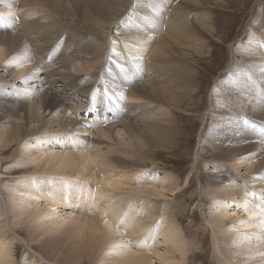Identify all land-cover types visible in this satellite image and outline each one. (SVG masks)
<instances>
[{"label": "rangeland", "instance_id": "374dc122", "mask_svg": "<svg viewBox=\"0 0 264 264\" xmlns=\"http://www.w3.org/2000/svg\"><path fill=\"white\" fill-rule=\"evenodd\" d=\"M77 1L74 0L75 3L73 4V0H0V15L5 17L4 20L0 21V48H3L5 51V59L0 62H2V64L7 63L11 58L26 59V65L29 64V73H26L27 76L37 70H41L44 73L61 72L65 81L70 83H68L70 90L74 92L77 89L76 92L80 94L81 92L85 93L84 101L82 100L80 104H78V102L81 101H79L81 98L72 100L69 105L67 103L63 104V110L64 113H66L65 116L71 117L72 119L75 118L74 121L80 125L86 123L89 125L90 121V126H92L95 122H98L96 126H92L96 129L95 135L92 134L95 137L101 136L102 132L107 131L106 129L109 130L108 125L106 126L105 124L109 116L114 118L118 116L115 114L116 112L120 113L119 121L126 125H124L125 129L119 128L115 130L111 138L105 139V142L100 140L98 141L99 144H97V141H93L94 136H91V138L87 140L89 143L79 144L76 138L78 134L72 132L68 134L69 139L66 142H59V144L62 143V145L56 146L53 150H61V152H63L68 148L76 155L78 150L84 149L89 152L91 150L90 153L92 154L93 152V155H96L97 152H100L99 149L101 148L99 155L103 152L105 155L113 154L115 161L111 162V164L116 169L112 168L107 170L106 168L101 170L105 173L107 172L106 175L112 172L117 173L118 176H116L118 178L120 177L122 179L123 176L126 177L123 178L126 182L123 184L125 189L123 186H120V189L117 190L110 187L111 190L113 189L111 191L110 188L103 186L100 184L101 181L96 179L91 182V184L86 185V182H84V184L83 182L80 183L79 180L75 179L73 176L59 175L54 178L50 175H45L47 174L45 172L46 170L42 171V173L38 172L39 168H37V166L35 167V163L31 158L21 152L24 147L30 145L31 148L33 146L32 150L34 153H40L42 150L41 147L46 148L45 145H42L40 142L46 139L50 134L60 132L58 127H55L57 131L48 132V134L44 135L45 137L40 135L38 130L35 131L37 135L24 139L23 141H25V144L23 141L21 142L23 145L19 143V141L12 143L10 140L8 142L9 146L7 144L5 150L4 148L0 149V249L3 247L7 248L9 245V249H7L9 251L7 253L8 255L6 254L8 260L4 258V253L1 249L0 261L3 262L0 263L84 264L81 258L71 257V255L73 256L75 253L67 251L68 247L73 245L71 240L74 239L79 241L84 239L82 247L89 249V252L92 253L89 262H93L92 264H95V262H97L96 264H102L104 262L103 264H105V262L109 260H104L105 258L103 257L104 248L105 255L107 253L106 247L104 246L103 248L101 245H98L97 243L99 242L95 240L93 241V245L96 243L99 247L94 245V247L91 248V244L89 245L87 240L92 241L91 235L93 233L78 229L80 227L82 228V226H77V221H75L80 219L83 220L84 218L89 221H98L101 219V215H99V211L98 214H96L97 209L94 208V205L85 210L79 201L77 205L75 202L76 200L74 201L75 198H72V193L74 192L77 200H82L85 195L82 194L83 191L87 192L86 190H88L95 192L96 188L95 193L98 194L100 192L98 196L101 195L99 196L101 200L98 199L97 201L100 203L99 207L102 205V208L103 205H106L104 204L105 199H112L113 197L112 201H110L111 205H106V207L115 209L111 202H119L123 196L125 197L127 193L129 194L134 190L136 195L130 194L131 204H133V201H139L140 197H142L144 201H148V203L151 202L149 206H159L157 208L160 209L164 207L163 210L161 209V214H157V211H153V214L157 219L159 218V220L162 219L163 215H166L168 216H165L168 221H173L172 224L178 222L175 226L182 232L185 238L186 250L188 251V259L186 257V261L183 262V264H232L230 261L233 255L228 253L229 250L226 246V242L228 241H226L225 237L228 238V233L234 232L233 230L235 229L238 230L243 224L251 220L250 216H252L251 214H253L254 209H256V205L253 203L255 198L249 197L247 193L244 194V192H240L238 195L234 194L236 199L234 203L231 204L230 202L232 201H229L227 197H223L224 195L220 194L222 192H216L214 189L215 185L212 183L211 178L215 175V172L217 173L226 167L232 170L234 172L233 174L238 176V178H241V176L246 177L247 175L261 174L264 171V118H261L264 117V0H94L95 3L94 1L91 2V0H87L88 2L86 0ZM85 3L87 7L89 6L88 8L85 6ZM108 3H112L111 6H109ZM90 5H92L93 8ZM74 7H77V9H74ZM3 11H7L6 13L8 14H4ZM31 11L34 12V14L32 13L29 17ZM109 16L113 17L109 18ZM154 18L156 21H153ZM104 24L106 25L104 26ZM166 24H173L172 26L179 25V28L167 30V28L165 29ZM178 30L180 32L182 31L181 33L184 35L186 33V37L184 36L185 38H182L181 35L178 34ZM175 33L178 40L175 37ZM165 34L166 36H164ZM171 37H173V40L176 39L177 42L172 41ZM19 40H21L22 43H20ZM171 42L175 43L173 44ZM163 43H165V45ZM160 45H162V47ZM172 45L174 47H172ZM21 48H23V51L27 54H24ZM175 48L180 49L176 50ZM161 49L162 52H160ZM103 51L105 52L103 53ZM169 51L172 53V55L170 54L171 56L168 54ZM21 54L28 56L25 57L23 55V57ZM155 56H157L156 59H154ZM140 57L142 61L145 60L148 62V59L151 60L149 67L140 61ZM27 61H29V63H27ZM9 63L11 64V62ZM9 63L5 64L6 66L3 64L4 67H1L3 69L0 68V82L5 80L4 82L9 84L8 86L17 87L16 85H18V83L11 81L12 77L8 76L11 74L13 75V71L14 69L16 70V67L15 64L12 66V64L10 65ZM88 64H90V66ZM10 69H12V71H10ZM155 69L158 70L155 72ZM31 70L32 72H30ZM8 71L11 73H7ZM42 77L44 78L45 76H41V78ZM241 82L245 85L243 86L244 88L239 86ZM59 84L54 86H56V88L61 87ZM152 85L153 88L158 89V91H154V89L151 88ZM56 88H54V90H56ZM159 88L162 91L164 90L170 93L168 100L163 101L164 97L161 96ZM134 89H139V91L136 92ZM143 89H145V91ZM153 91L155 94H151ZM130 92L131 95L137 94L131 96L134 100L132 98L129 99ZM231 92L235 93L233 94ZM111 93L114 96L115 94L122 95L127 93L128 96L126 99L123 95L119 96L117 99L120 101H118L110 98L112 95L109 97ZM142 95L146 97L143 98ZM136 96L141 100L136 99ZM148 96H150V98ZM233 96L235 97L233 98ZM77 97L80 96L77 95ZM159 98L162 102L159 101ZM110 100H116L120 105H112ZM38 101L39 98L35 97L34 103H38ZM143 106H146L147 109L148 107L151 108L152 111L151 109L143 110ZM79 107L80 110H77ZM118 109L119 112L117 111ZM154 109L155 114L157 111H160L162 112L160 115H164L167 129H170L169 131L171 132H169V134H172V137L166 135L164 137L167 139L155 137L154 140V138L148 134L149 131L145 130L146 123H143V119H140L150 115L154 116ZM258 110L260 112H258ZM256 111L257 115L259 114L258 116L255 113ZM260 113L262 116H260ZM137 116H139L138 119L141 122L136 118ZM19 121H17V133H19L18 130L20 131L19 128L22 125ZM145 121L146 120H144V122ZM232 121H234V124H232ZM125 122H127V124ZM140 124H142V128H140ZM41 126H38V128ZM129 126L134 128H129ZM168 126L171 128H168ZM103 127L105 128L103 129ZM128 132H133L136 138H132ZM119 136L121 139L117 138ZM112 137L114 139H112ZM156 138L161 141H158ZM246 140V144L249 146L244 144ZM229 143L233 146L235 145V148L232 145L229 146ZM19 144H21V146ZM238 145H240V147L244 145L246 150H244L243 147H237ZM255 145L258 151H256ZM21 147L23 149H21ZM230 147L232 149H237L234 150L235 153H233V155L236 156L237 154L236 160L239 161V163L234 160L236 157L232 155L234 151ZM253 148L255 149L253 151L255 153L251 151ZM240 150H243V153L245 152L244 155L242 154V157L240 156L241 154L236 152H240ZM126 153L129 156H127ZM248 153L249 155L251 153V155L248 156ZM23 154L27 159L23 157ZM238 155L240 158H238ZM248 157L250 160H248ZM241 158L244 159L245 162L239 160ZM125 159H129L128 162L130 164L123 165L121 161ZM259 160H261V162ZM252 162L255 165H253ZM257 162L259 163L257 164ZM235 163H243L242 165L245 164V166H240L242 168H238L237 170ZM250 164L252 165L250 166ZM233 166L234 168H232ZM248 167H253V170ZM98 172L99 170L97 169L98 177L100 174L101 178L106 176L105 173L98 174ZM128 176H131V178ZM42 177L45 180L43 182L45 193H28L31 197L33 196L32 198L35 200H32L27 193L24 195V192L21 191L24 188L23 186L37 179L42 180ZM139 178L151 180H149V183L142 180L143 182L139 184ZM96 181L99 182L96 183L97 185L94 183ZM176 181L177 184H175ZM56 183V189L61 193V202L55 201L54 199V185ZM156 183L160 188L166 185V183L169 185L175 184L177 187L176 191L180 192L176 194L167 193V198L161 199H155L154 196H145L136 193L139 185L142 187L143 184L155 185ZM158 185H156V187H158ZM82 186H84V188H82ZM90 186H94L95 188L90 190ZM136 186L138 187L136 188ZM75 187L76 192L74 189ZM104 187L105 189H103ZM121 187L123 188L121 189ZM78 188L80 190L77 196ZM246 190H248V188H246ZM44 194H46V196H44ZM130 195L128 196L129 198ZM27 196L30 197L33 202H31L30 198ZM250 196H253V194ZM25 198H27V201ZM125 198L124 200H127ZM29 201L34 208H30L32 212L29 210V213L26 209L21 212L19 208H23ZM72 202H74L73 205ZM126 202L127 201H125V207L128 206ZM50 205L53 207L52 209ZM242 205H245L246 208L241 207ZM238 206H240V208H238ZM48 207L50 208L48 209ZM217 208L222 210L226 208L229 210L226 212H229L230 217L228 214L225 215V211V213L222 212L224 216L228 217L225 218L227 219V223L224 221L225 224H219L216 219H213V212L214 210H218ZM244 209H248V211ZM35 210H41L42 212L40 211L41 214L39 218L31 219L29 215L31 214L32 216ZM43 210L45 211L43 212ZM51 210L53 212H51ZM237 211L239 212L240 221L234 219L235 216H233L234 218L232 217L234 212ZM22 215H24V217ZM253 215L256 218L258 217V214ZM105 220H107V218H105ZM241 221H245V223L239 226ZM40 222L42 223V228L40 227L37 231L33 230L34 226H38ZM107 223L109 224V222ZM50 224L51 226H49ZM45 225H48L50 228L47 230L44 229ZM73 226L74 230L72 229ZM53 227L55 229H53ZM116 229L120 232L123 230V228ZM242 229L244 228L242 227L239 230ZM57 230L59 234L60 232L63 234L61 233V235H59ZM120 234L122 235L118 236L128 243L127 247H134L136 243L134 241L132 245V240L135 239L136 236H133L130 232ZM55 236H58L56 238L59 239L52 242L50 237L55 238ZM72 236L74 238H72ZM223 239H225V241ZM59 240L61 241L58 242ZM140 247L142 246L139 245L136 248L140 249ZM168 247L171 248L170 246ZM228 247L232 248L231 246ZM163 248L164 247L161 246L160 250ZM223 248L227 249V251L225 252ZM218 249H220V252ZM81 250L83 251L84 249ZM166 250L169 251V249ZM78 251L80 252V250ZM111 252L112 250L107 254H112ZM169 252H171V250ZM178 258V256L172 258L175 261L174 263H179L180 258ZM225 258L230 261L227 262ZM152 263L155 264V262ZM115 264L119 263L115 262ZM156 264L161 263L156 259Z\"/></svg>", "mask_w": 264, "mask_h": 264}, {"label": "bare ground", "instance_id": "6f19581e", "mask_svg": "<svg viewBox=\"0 0 264 264\" xmlns=\"http://www.w3.org/2000/svg\"><path fill=\"white\" fill-rule=\"evenodd\" d=\"M32 1V0H31ZM38 1V0H37ZM77 1V0H76ZM87 1V0H86ZM94 0H91V2H93ZM191 1V0H190ZM78 2V1H77ZM76 2V3H77ZM88 2V1H87ZM42 3V1H41ZM74 0H73V4H74ZM95 3V1H94ZM101 3V2H100ZM155 3V2H154ZM86 4V3H85ZM91 4V3H90ZM103 4V3H102ZM109 4V3H108ZM112 4V3H111ZM111 4H109V6H111ZM127 4V3H126ZM77 5V4H76ZM114 5V4H113ZM29 6V4H28ZM36 6V5H34ZM73 6V5H72ZM75 6V5H74ZM84 6V5H83ZM87 7V4L85 5ZM92 7V5H90ZM94 6V5H93ZM97 6V5H96ZM116 6V5H115ZM125 6V5H124ZM78 7V5H77ZM77 7L74 9H77ZM89 7V6H88ZM87 7V8H88ZM93 8V7H92ZM179 8V7H178ZM4 9V8H3ZM36 9V8H35ZM38 9V8H37ZM46 9V8H45ZM86 9V8H84ZM91 10H94V9H91ZM100 10V9H99ZM160 10V9H158ZM158 10H157V13H158ZM35 11V10H34ZM75 11V10H74ZM77 11V10H76ZM81 11V10H80ZM88 11V10H87ZM115 11V10H114ZM4 12V11H3ZM7 12V11H6ZM4 12V14L6 13ZM82 12V11H81ZM113 12V11H112ZM117 12V11H116ZM123 12V11H121ZM10 13V12H9ZM32 13L34 14V12H30L29 14V17L30 15H32ZM36 13V12H35ZM111 13V12H110ZM109 13V14H110ZM129 13V12H128ZM160 13V12H159ZM8 14V13H6ZM49 15V14H48ZM88 15V14H87ZM86 15V16H87ZM105 15V13H104ZM108 15V14H107ZM118 15V14H117ZM171 15V14H170ZM83 16V14H82ZM106 16V15H105ZM103 16V17H105ZM114 16V15H113ZM112 16V17H113ZM109 16V18H112ZM176 17V16H175ZM185 17V16H184ZM26 18V17H25ZM102 18V17H101ZM65 19V18H64ZM87 19V18H86ZM90 19V18H89ZM103 19V18H102ZM160 20V19H159ZM32 21V20H30ZM106 21H109V20H106ZM153 21H156V19L154 18ZM181 21V20H180ZM111 22V21H110ZM159 22V21H158ZM116 23V22H115ZM179 23V21H178ZM94 25V24H93ZM106 24H104L105 26ZM159 25V24H158ZM173 25V24H172ZM172 25H165V29L167 28V30L173 28V29H177L179 28V25L177 26H172ZM181 25V24H180ZM99 26V25H98ZM103 26V25H102ZM183 26V25H181ZM95 28V27H94ZM100 28V26H99ZM146 28V27H145ZM98 29V28H97ZM102 29V28H101ZM107 29V28H106ZM151 29V28H150ZM93 30V29H92ZM99 30V29H98ZM159 30V29H158ZM161 30V29H160ZM185 30V29H184ZM96 31V30H95ZM166 32V31H165ZM178 34L181 35V37L183 38L185 35L182 34L179 30H178ZM101 33V32H100ZM177 33V32H176ZM176 33H175V37H176ZM98 34V33H97ZM138 34V33H137ZM170 34V33H169ZM177 34V35H178ZM172 35V34H171ZM190 35V34H189ZM153 36V35H152ZM151 36V37H152ZM166 36V34L164 35ZM191 36V35H190ZM143 37V36H142ZM150 37V36H149ZM186 37V36H185ZM184 37V38H185ZM20 38V37H18ZM33 38V37H32ZM148 38V37H147ZM164 38V37H163ZM162 38V40H163ZM167 38H168V35H167ZM172 38V41H176L178 40V38L176 37L175 40H173V37ZM14 39V38H12ZM16 39V37H15ZM145 39V38H144ZM154 39V38H153ZM160 39V37H159ZM158 39V40H159ZM188 39V38H187ZM130 40V39H129ZM148 40V39H146ZM165 40V39H164ZM171 40V39H170ZM12 41V40H11ZM20 43L21 40H19ZM154 41V40H153ZM181 41V40H180ZM16 42V41H15ZM95 42V41H94ZM103 42V41H102ZM10 43V42H9ZM86 43V42H85ZM97 43V41H96ZM173 43V42H171ZM175 43V42H174ZM173 43V44H174ZM24 44V43H23ZM22 44V45H23ZM165 45V43H163ZM179 44V43H177ZM101 45V44H100ZM103 45V44H102ZM163 45V47H164ZM176 45V44H175ZM249 45V44H248ZM97 46V45H96ZM106 46V45H105ZM162 47V45H160ZM156 47V46H155ZM154 47V48H155ZM167 47V45H166ZM172 47H174L172 45ZM178 47V45H177ZM189 47V46H188ZM92 48V47H91ZM101 48V47H100ZM168 48V47H167ZM166 48V49H167ZM22 51L24 50L23 48H21ZM93 49V48H92ZM129 49V48H128ZM150 49V48H149ZM170 49V48H169ZM176 49V48H175ZM180 49V48H179ZM179 49H176V50H179ZM156 50V49H155ZM158 50V49H157ZM159 50H160V47H159ZM158 50V51H159ZM168 50V49H167ZM87 51V50H86ZM142 51V50H141ZM181 51V50H180ZM24 54H27L25 53V51H23ZM94 52V51H93ZM102 52V51H101ZM105 51H103L104 53ZM127 52V51H126ZM125 52V53H126ZM162 52V49L161 51ZM159 52V53H160ZM165 52V51H164ZM182 52V51H181ZM251 52V51H250ZM92 53V52H91ZM112 53V52H111ZM124 53V54H125ZM19 54V53H18ZM24 54H21L22 56ZM96 54V53H94ZM99 54V53H98ZM144 54V53H143ZM155 54V53H154ZM169 55L172 53H168ZM166 54V55H168ZM198 54V53H197ZM240 54V53H239ZM244 54V53H243ZM7 55V54H6ZM16 55V54H15ZM92 55V54H91ZM135 55V54H134ZM140 55V54H139ZM152 55V54H151ZM156 55V54H155ZM161 55V54H160ZM163 55V53H162ZM170 55V56H171ZM252 55V54H251ZM11 56V55H10ZM17 56V55H16ZM21 56V57H22ZM25 56V55H24ZM23 56V57H24ZM28 55H26L25 57H27ZM145 56V55H144ZM165 56V55H164ZM5 51L3 48H0V61L4 60L5 58ZM9 57V56H8ZM14 57V56H13ZM19 57V55H18ZM157 56H155L154 59H156ZM166 57V56H165ZM256 57V56H255ZM11 58V57H10ZM93 58V57H92ZM143 58V57H142ZM146 58V57H145ZM164 58V57H163ZM162 58V59H163ZM24 59V58H23ZM23 59H18V58H11V60L9 62H11L12 66L13 64H15V67H16V70L14 69L13 71V75H8L11 78V81H15L18 83V85H16L17 87H12V86H8L9 84L5 83L4 81L5 80H2V82H0V149L4 148L5 150V147L6 145L8 144V142L11 140L12 143H15V142H18L21 143L24 139H27L28 137H33L34 135H37L35 131H39L40 132V135H45V134H48V132H54V131H57L55 130V127H58L60 132H54L52 134H50L48 137H46V139H44L42 142V145L44 144L46 148L44 147H41L42 150L40 151V153H34V151L32 150V148L30 147V145H28L27 147H24V149L21 147V149H23V151L21 153H25V155H27L29 158H31V160L35 163V167L37 166V168H39L38 172H41L46 170L45 172L47 174L45 175H50L51 177H58L59 175H69V176H73L75 179L79 180V182H86V185L87 184H91V182H93L95 179L98 180V181H101L100 184H102L103 186L107 187V188H112L115 190L117 189H120L119 187L120 186H123V184H125L126 182L124 181L123 178H126V177H122V179L120 180L117 176L118 174L117 173H108L107 175H111V176H107L105 172H103L101 169H116L112 164L111 162H114L115 158L113 156V154H108V155H105V153H101L99 155V153L101 152V148L99 149L100 152H97V154L94 156L93 155V152L92 154L90 153L89 151L87 150H78V153H76V155L74 153H72L70 151V149L66 148L65 151L61 152L60 151H54L53 148H55L56 146H60L62 145V143L59 144V142H66L68 139H69V136L68 134L70 133H76L78 134L77 135V142H79V144H84L87 142L88 139L91 138V136H94L95 134V130L92 126L93 125H97L98 122H95L92 126H90V121H89V125L86 123L84 125H80L79 123H77L76 121H74V119H72L71 117H67L65 116L66 113H64V107H63V104L64 103H67L68 105L70 104V102L72 100H75L77 98H81L79 99L80 102H78V104H80L82 102V100L84 101V98H85V93L84 92H81L78 93L76 92V90L73 92L72 90H70V86H69V82L65 81L63 75H61L62 73L61 72H43V71H35L34 73H31V74H28L27 76V72L29 71V64L26 65V59L23 60ZM88 59V58H87ZM148 59V58H147ZM146 59V60H147ZM258 59V57H257ZM149 61H145L141 59L140 57V61L143 62L144 65L148 66L149 67V63H151L150 59H148ZM261 60V59H260ZM258 60V61H260ZM8 61V60H7ZM13 61V63H12ZM252 61V60H251ZM254 61V60H253ZM7 62V63H9ZM2 64V62H0ZM7 63H3L4 65L7 64ZM27 63H29V61H27ZM89 63V62H88ZM259 63V62H258ZM0 64V68L1 67H4L3 64L1 66ZM10 64V63H9ZM10 64V65H11ZM87 64V63H86ZM91 64V63H90ZM90 64H88L90 66ZM98 65V64H97ZM161 65V64H160ZM6 66V65H5ZM154 66V65H153ZM79 67V66H78ZM105 67V66H104ZM117 67V66H116ZM12 68V67H11ZM31 68V67H30ZM34 68V67H33ZM3 69V68H1ZM7 69V68H6ZM5 69V70H6ZM148 69V68H147ZM153 69V68H151ZM154 70V69H153ZM158 70V69H157ZM155 69V72L157 71ZM10 71H12V69H10ZM142 71V70H141ZM147 71V70H146ZM258 71V70H257ZM262 71V70H261ZM32 72V70L30 71ZM149 72V71H148ZM147 72V74H148ZM152 72V71H150ZM154 72V71H153ZM9 73V71L7 72ZM11 73V72H10ZM9 73V74H10ZM29 73V72H28ZM52 73V74H50ZM71 75V74H70ZM84 75V74H83ZM150 76V74H148ZM27 76V77H26ZM41 76H45L44 78ZM145 76V75H144ZM179 76V75H178ZM152 77V76H151ZM3 78V77H2ZM143 78V77H142ZM146 78V77H145ZM46 79V80H45ZM90 79V78H89ZM92 80V79H91ZM262 81V80H261ZM14 82V83H15ZM61 84H59V83ZM151 82V81H150ZM154 82V81H153ZM28 83V84H26ZM69 83V84H68ZM56 84H59L61 87H57L54 86ZM88 84V83H87ZM14 85V84H13ZM20 85V86H19ZM191 85V84H190ZM19 86V87H18ZM147 86V85H146ZM174 86V84H173ZM239 86L241 88H244L243 86H245L242 82L239 83ZM138 87V86H137ZM145 87V86H144ZM150 87V86H149ZM54 88H56V90H54ZM148 88V87H147ZM152 89H154V91H158V89H155L153 88V85L151 86ZM150 88V89H151ZM136 90V89H134ZM141 90V88H140ZM145 91V89H143ZM72 91V92H70ZM124 91V90H123ZM132 91V90H131ZM139 91L136 90V92ZM153 91V93L151 92V94H155ZM236 91V90H235ZM80 92V91H79ZM122 92V91H121ZM127 92V91H126ZM159 92H161V96L164 97V100L163 101H166L168 100V97H169V92H166V91H162L160 90L159 88ZM158 92V93H159ZM124 93V92H123ZM140 93V92H138ZM147 93V92H146ZM233 93V92H231ZM235 93V92H234ZM233 93V94H234ZM136 94V93H135ZM134 95H131V92H130V98L131 99L132 97L131 96H135ZM175 94V93H174ZM181 94V93H180ZM228 94V93H227ZM226 94V95H227ZM230 94V93H229ZM77 95H79L80 97H77ZM112 95V96H111ZM123 97H126L128 96L127 93L125 94H122ZM121 94H115V96L111 93L109 95L110 98H113V99H116L118 100L117 98L119 96H122ZM137 95V94H136ZM144 95V94H143ZM142 95V97H143ZM176 95V94H175ZM240 95V94H239ZM139 96V95H138ZM160 96V95H159ZM180 96V95H179ZM187 96V95H186ZM35 97H38L39 98V101L38 103H34V98ZM140 97V96H139ZM146 97V96H144ZM143 97V98H144ZM150 98V96H148ZM147 97V98H148ZM155 97V96H154ZM163 97H160V98H163ZM235 96H233L234 98ZM238 97V96H237ZM58 98V99H57ZM159 98V99H160ZM245 98V97H244ZM133 99V98H132ZM136 99L137 96H136ZM152 99H153V96H152ZM238 99V98H237ZM27 100V101H26ZM36 100V99H35ZM60 100V101H59ZM116 100H110L111 104L112 105H120L118 101ZM134 100V99H133ZM138 100H141V99H138ZM236 100V99H235ZM241 100V99H240ZM243 100V99H242ZM246 100V99H245ZM129 101V100H128ZM153 101V100H152ZM161 101V99L159 100ZM62 104H61V103ZM131 102V101H130ZM136 102V101H134ZM162 102V101H161ZM139 103V102H138ZM182 103V102H181ZM66 104V105H67ZM76 104V105H78ZM253 104V103H252ZM262 104V103H261ZM102 105V104H101ZM145 105V104H144ZM175 105V104H174ZM245 105V104H244ZM79 106V105H78ZM103 106V105H102ZM126 106V105H125ZM136 106V105H135ZM141 106V105H140ZM148 106V105H146ZM146 106L142 107L143 110H146ZM150 106V105H149ZM247 106V105H246ZM251 106V105H250ZM264 106V105H263ZM153 107V106H152ZM231 108V107H230ZM246 108V107H245ZM253 108V107H252ZM131 109V108H130ZM129 109V110H130ZM134 109V108H133ZM148 109H151L148 107ZM147 109V110H148ZM248 109V108H247ZM251 109V108H250ZM68 110V109H67ZM77 110H80V107L77 108ZM125 110V109H124ZM254 110V108H253ZM252 110V111H253ZM119 112V109L117 110ZM128 111V110H127ZM152 111V109H151ZM155 111V109L153 110V112ZM255 111V110H254ZM140 112V111H139ZM258 112H260L258 110ZM64 113V114H63ZM141 113V112H140ZM150 113V112H149ZM159 113V114H158ZM160 111H157L156 114L155 112L153 113L154 116L150 115V116H147V117H143L141 118L140 120L143 121V123H146V126H145V130L149 131L148 134L150 136H152L155 140V137H159V139H167L165 138L164 136L166 135H170L168 129H167V124H166V120H165V117L164 115H160ZM256 115H257V111L255 112ZM116 117L114 118H111L109 116V118L107 119V122L105 123L106 126L108 125V129H106L107 131H104L102 132L101 136H98V137H95L94 136V140L93 141H97L96 143H98V141H104L105 142V139H109L111 138L112 134L114 133L115 130L117 129H125V124H122L120 123L119 121V115L120 113H115ZM130 114V113H129ZM152 114V113H151ZM158 114V115H157ZM254 114V113H253ZM252 114V115H253ZM134 115V114H133ZM259 115V114H258ZM257 115V116H258ZM124 116V115H123ZM129 116V115H128ZM168 116V115H167ZM260 116L261 113H260ZM139 116H137L136 118L138 119ZM142 117V116H141ZM261 118H264V117H261ZM110 119V120H109ZM130 119V118H129ZM19 121L21 124L20 126V131L18 130L19 133H17V128H18V124H17V121ZM47 120V121H45ZM132 120V118H131ZM139 120V119H138ZM139 120V121H140ZM144 120H146L144 122ZM42 122V123H41ZM131 122V121H130ZM141 122V121H140ZM223 122V121H222ZM41 123V124H40ZM127 124V122H125ZM129 123V122H128ZM138 123V122H137ZM142 123V124H143ZM40 124V125H39ZM140 124V128L141 125ZM170 124V123H169ZM232 124H234V121H232ZM42 125V126H41ZM101 125V124H100ZM125 125V126H124ZM130 125V124H128ZM127 125V126H128ZM38 126H41L40 128H38ZM133 126V125H132ZM132 126H129L132 127ZM144 126V124H143ZM171 126V125H170ZM168 126V128L170 127ZM174 126V125H172ZM102 127V125H101ZM228 127V126H227ZM105 127H103L104 129ZM107 128V127H106ZM127 128V127H126ZM134 128V127H132ZM171 128V127H170ZM100 129V128H99ZM139 129V128H138ZM128 130V129H127ZM134 130V129H133ZM144 130V129H143ZM226 130V128H225ZM178 131V129H177ZM124 132V131H123ZM126 132V131H125ZM137 132V131H136ZM174 132V131H173ZM17 133V134H16ZM99 133V132H98ZM129 133V132H128ZM139 133V132H138ZM141 133V132H140ZM146 133V132H145ZM225 133V132H224ZM94 134V135H92ZM130 136L133 138L135 137L133 135V132H130L129 133ZM135 134V132H134ZM39 135V134H38ZM121 135V134H120ZM235 135V134H234ZM19 136V137H18ZM140 136V135H139ZM138 136V137H139ZM146 136V134H145ZM172 137V134L170 135ZM241 136V135H240ZM45 137V136H44ZM122 137V136H121ZM104 138V140H103ZM117 138H120L117 137ZM116 138V139H117ZM130 138V137H129ZM136 138V137H135ZM141 138V137H140ZM151 138V137H150ZM170 138V137H169ZM112 139H114L112 137ZM121 139V138H120ZM126 139V138H125ZM152 139V138H151ZM157 139V138H156ZM213 139V138H212ZM232 139V138H231ZM240 139V138H239ZM238 139V140H239ZM137 140V139H136ZM135 140V141H136ZM140 140V139H139ZM145 140V138H144ZM147 140V139H146ZM149 140V139H148ZM152 140V141H154ZM158 140V139H157ZM170 140V139H169ZM221 140V139H220ZM226 140V139H225ZM233 140V139H232ZM237 140V139H236ZM39 141V140H38ZM111 141V139H110ZM129 141V140H128ZM151 141V142H152ZM158 141H161V140H158ZM242 141V140H240ZM24 144H25V141H23ZM91 142V141H90ZM123 142V141H122ZM132 142V140H131ZM134 142V140H133ZM147 142V141H146ZM144 142V143H146ZM151 142H148V143H151ZM157 142V141H156ZM165 142V141H164ZM224 142V141H223ZM232 142V141H230ZM237 142V141H235ZM89 143V142H87ZM86 143V144H87ZM119 143V142H118ZM153 143V142H152ZM159 143V142H158ZM158 143H155V144H158ZM163 143V142H162ZM168 143V142H166ZM226 143V142H225ZM247 143V140L244 142V144ZM22 144V143H21ZM21 144H19L21 146ZM65 144V143H63ZM120 144V143H119ZM132 144V143H131ZM142 144V143H140ZM160 144V143H159ZM165 144V143H164ZM163 144V145H164ZM237 144V143H236ZM240 144V143H239ZM23 145V144H22ZM118 145V144H117ZM154 145V144H153ZM166 145V144H165ZM221 145V144H220ZM232 145L229 143V146ZM248 145V144H246ZM245 145V146H246ZM252 145V144H251ZM9 146V144H8ZM7 146V147H8ZM148 147H150L149 145H147ZM228 146V145H227ZM228 146V147H229ZM233 146V145H232ZM235 146V145H234ZM233 146V147H234ZM249 146V145H248ZM254 146V145H253ZM256 146V145H255ZM36 147V146H35ZM34 147V148H35ZM222 147V146H221ZM224 147V146H223ZM226 147V146H225ZM227 147V148H228ZM237 147L239 148H244V145H242V147H240V145H238ZM252 147V146H251ZM250 147V148H251ZM261 147V146H260ZM40 148V147H39ZM114 148V147H113ZM155 148V147H154ZM231 148V147H230ZM235 148V147H234ZM249 148V147H248ZM247 148V149H248ZM257 149V146L255 147ZM264 148V147H263ZM46 149V150H45ZM68 149V150H67ZM97 149V148H96ZM108 149V148H107ZM112 149V148H111ZM143 149V147H142ZM151 149V148H150ZM232 149V148H231ZM252 149V148H251ZM250 149V150H251ZM260 149V148H259ZM3 150V151H4ZM44 150V151H43ZM51 150V151H50ZM114 150V149H112ZM111 150V151H112ZM233 151L234 150H237V149H232ZM239 150V149H238ZM244 150H246V147L244 148ZM249 150V151H250ZM255 149L253 148V150H251L252 152L254 151ZM106 151V150H105ZM226 151V150H225ZM230 151V150H229ZM242 151V152H241ZM250 151V152H251ZM258 151V149L256 150ZM71 152V153H70ZM113 152V151H112ZM126 152V151H125ZM151 152V151H149ZM227 152H228V149H227ZM238 152V154H241L240 156L242 157V154L244 155L245 152L243 153V150H240L239 151H236ZM247 152V151H246ZM234 152H232V155H233ZM255 153V152H253ZM258 153V152H257ZM33 158H32V156ZM127 154V153H126ZM231 154V153H230ZM105 155V156H104ZM229 155V154H228ZM251 155V153H250ZM249 153H248V156H250ZM254 155V154H253ZM256 155V154H255ZM259 155V154H258ZM257 155V156H258ZM21 156V155H20ZM109 156V157H107ZM127 156H129L127 154ZM234 156V155H233ZM237 156V154H236ZM234 156V157H236ZM240 156L238 155V158H240ZM247 156V155H246ZM245 156V157H246ZM23 157L24 154H23ZM252 157V156H251ZM256 157V156H255ZM26 158V157H25ZM28 158V160H29ZM131 158V157H129ZM134 158V157H133ZM233 158V157H232ZM244 158V156H243ZM249 158V157H248ZM247 158V159H248ZM257 158V157H256ZM255 158V159H256ZM27 159V158H26ZM228 159V158H227ZM236 158H234V160H236ZM1 160V159H0ZM27 160V161H28ZM30 160V161H31ZM129 160V159H128ZM128 160H122L121 163L124 165V164H130L128 162ZM232 160V161H234ZM239 160H243L244 159H239ZM246 160V159H245ZM250 160V158L248 159ZM257 160V159H256ZM31 161V162H32ZM120 161V160H119ZM237 161V160H236ZM235 161V162H236ZM261 162V160H259ZM131 162H132V159H131ZM231 162V161H230ZM239 163V161H237ZM242 162V161H241ZM245 162V161H244ZM117 163V161H116ZM145 163V162H144ZM238 163H235V165L237 166V170L238 168H242L244 165H242L241 163L238 164ZM249 163V162H247ZM246 163V164H247ZM256 163V162H255ZM259 162H257L258 164ZM264 163V161H263ZM28 164V163H27ZM114 164V163H113ZM253 165H255L253 162H252ZM250 164V166L252 165ZM261 165V163H260ZM264 165V164H263ZM116 166V165H115ZM127 166V165H126ZM129 166V165H128ZM232 166V165H231ZM242 166V167H240ZM249 166V164H248ZM258 166V165H257ZM225 167V166H224ZM255 167V166H254ZM259 167V166H258ZM234 168V166L232 167ZM246 168H247V165H246ZM250 168V167H248ZM253 168V167H252ZM250 168V169H252ZM36 169V168H35ZM95 169V171H94ZM97 169L99 170L98 174L100 173H105V177H108V178H101L100 175L98 177L97 175ZM262 169V168H261ZM236 170V169H235ZM253 170V169H252ZM264 170V168H263ZM20 171V170H19ZM36 171V170H35ZM102 171V172H100ZM251 171V170H250ZM258 171V170H257ZM238 172V171H237ZM236 172V173H237ZM234 172L230 169H228L227 167L222 169L221 171L219 172H215L214 174L215 175H210L212 176L211 178V181L212 183L215 185L214 189L216 190V192L220 193V194H223L224 196L223 197H227L229 199V201H232L230 202L231 204L234 203V200L236 199L235 195H238L240 192H244L247 193V195L249 197H254V201L253 203L256 205V209H254V212L253 214H258L257 213V209H264V171L260 174H255V175H247L246 177H243L241 175V178H238V176H235L233 174ZM250 173V172H248ZM253 173V172H251ZM39 174V173H38ZM1 175V174H0ZM55 175V176H54ZM117 175V176H116ZM244 175V174H243ZM68 176V177H69ZM129 178H131V176H128ZM143 177V176H142ZM41 178V177H40ZM65 178V177H64ZM118 178V180H117ZM150 178V176H149ZM210 178V177H209ZM63 179V178H62ZM72 179V178H71ZM163 179V178H162ZM243 179V180H242ZM142 180L146 181V183H149V180L151 179H146V178H139V184H141V182H143ZM165 180V179H163ZM37 181V182H36ZM36 181H32L31 183L27 184V185H24L23 189L21 191L24 192V195L25 193H30V192H37V193H45V190H44V185H43V182L45 181L42 177V180L40 179H37ZM65 181V180H64ZM63 181V182H64ZM68 181V180H67ZM161 181V180H160ZM35 182V183H34ZM26 183V182H25ZM95 184L96 183H99V182H94ZM145 183V184H146ZM73 184V183H72ZM93 184V183H92ZM93 184V185H95ZM143 184V186L141 187V185L136 186V188L138 187L136 193L137 194H140V195H145V196H154L155 199H161V198H167V193H171V194H176L177 192H180V191H176V186L175 184H177V181L175 182V184H172V185H169L166 183V185H163L161 188L160 186L156 183L155 185L153 184H149V185H145ZM97 185V184H96ZM101 185V186H102ZM152 185V186H151ZM156 185H158V187H156ZM54 194H55V201H60L61 202V197H60V194L58 192V190L56 189V186H57V183L54 185ZM74 186V185H73ZM79 186V185H78ZM102 186V187H103ZM77 187V186H76ZM76 187L74 188L75 189V192H76ZM86 187V186H85ZM98 187V186H97ZM105 187L103 189H105ZM121 187V189L123 188ZM82 188H84V186H82ZM90 190H93L95 187L94 186H90L89 187ZM110 188V190H111ZM217 188V189H216ZM246 188H248V190H246ZM16 189V188H15ZM35 189V190H34ZM112 189V190H113ZM125 189V187H124ZM135 189V188H134ZM80 189L78 188L77 189V196H78V191ZM109 190V189H107ZM111 190V191H112ZM133 190V189H131ZM245 190V191H244ZM83 191V190H82ZM87 192L83 191V195H84V198L82 200H77V197H75V193L73 192L72 193V198L74 199V201L77 203V205L80 204L83 205V207L85 208H88V207H91L92 205H94L95 209H97L96 211V214H98V211H99V215H101V219L98 220V221H89L88 219H80V220H75V219H78V218H75L74 220L77 221L76 224L77 226H82V228H78L84 232H91L93 233L91 235V239L92 241H88V244L90 245L91 248L94 247V245H101L103 248L104 246L106 247V251L107 253L112 250V254H107L105 255L104 251H105V248H104V251H103V257L105 258L104 260H108L107 262H105V264H115V262L119 263V264H154L152 262H155L156 264V259L159 260V262L161 264H176L174 263L175 261L172 259L174 258L175 256H178L180 258L179 260V263L177 264H183V262L186 261V257H187V254H188V251L186 250V244L184 242V236L182 234V232L180 231V229H177L175 224L177 223H173L168 221L166 217V215H163L162 219L159 220V218L157 219V217H155V215L153 214V211H157L158 213L157 214H161V211L163 210V208H157L159 206H149V204L151 203H148V201H144L142 199V197H140V200L139 201H133V204L130 203V199H131V195H134L135 194V190L132 191L131 193H127L126 194V198L123 196L122 199L117 203L116 201L111 202L113 204V206L115 207V209H111L109 207H106L111 205L110 204V201H112V199H105L104 201V204H106L105 206L103 205V208H102V205L99 207L100 203L97 201L99 199V195L98 194L100 193H95L96 192V188H95V192L94 191H88L86 190ZM22 192V193H23ZM98 192V191H97ZM122 192V191H121ZM10 194V193H9ZM81 194V193H80ZM235 194V195H234ZM253 196H250L252 195ZM29 195V194H28ZM130 195V198L128 197ZM136 195V194H135ZM22 196V195H21ZM30 196V195H29ZM35 196V195H34ZM44 196H46V194H44ZM112 196V195H111ZM19 197V196H18ZM28 197V196H27ZM31 197V196H30ZM28 197V198H30ZM33 197V196H32ZM31 197V198H32ZM83 197V196H81ZM138 197V196H137ZM174 197V195H173ZM246 197V196H245ZM244 197V198H245ZM23 198V197H22ZM30 198V200H31ZM36 198V196H35ZM95 198V199H94ZM115 198V197H114ZM127 199V200H124ZM134 198V197H133ZM258 198V199H257ZM26 201H27V198H25ZM103 199V198H102ZM116 199V198H115ZM134 199H137V198H134ZM32 200H35L32 198ZM31 200V202H33ZM101 200V199H99ZM124 200V201H123ZM227 200V199H226ZM24 201V200H23ZM79 201V202H78ZM125 201H127V205L128 206H124L125 205ZM158 201V200H157ZM31 202L29 201L28 204H26L23 208H19L22 211H24L26 209L27 212H29V210L31 211V207L33 208V206L31 205ZM39 202V201H38ZM35 203V202H34ZM74 202H72V205H73ZM124 203V204H123ZM50 204V203H49ZM67 204V203H65ZM117 204V205H116ZM131 204V205H130ZM159 204V203H158ZM221 204V203H220ZM229 204V203H228ZM246 204V203H245ZM28 205V207H27ZM69 205V204H67ZM71 205V206H72ZM23 206V205H22ZM51 206V205H50ZM65 206V205H64ZM122 206V207H121ZM133 206V207H131ZM225 206V205H224ZM229 206V205H228ZM46 207V206H45ZM63 207V206H62ZM79 207V206H77ZM130 207H131V213H130ZM241 207H245V205H242ZM40 208V207H39ZM43 208V207H41ZM47 208V207H46ZM44 208V209H46ZM50 207H48L49 209ZM53 207L51 206V209ZM93 208V207H92ZM126 208V209H125ZM167 208V207H166ZM238 208H240V206H238ZM34 209V208H33ZM160 209V210H159ZM218 210H214L213 212V219L217 220L220 223L222 224H225L224 221L227 223V219H225L227 216H224L223 213H225L226 211H229L227 210L226 208L224 210L222 209H219L217 208ZM159 210V211H158ZM235 210V209H234ZM244 210H247L248 209H244ZM41 211V210H40ZM40 211L38 210H35L31 216V214L29 215L30 218H39L40 216ZM45 210H43L44 212ZM50 211V210H48ZM123 211V212H122ZM225 211V212H224ZM240 211V210H239ZM14 212V211H13ZM32 212V211H31ZM42 212V211H41ZM51 212H53L51 210ZM56 212V211H55ZM77 212V211H76ZM223 212V213H222ZM245 212V211H244ZM30 213V212H29ZM28 213V214H29ZM48 213V212H46ZM155 213V212H154ZM246 213V212H245ZM24 214V212H23ZM27 214V213H25ZM45 214V213H44ZM56 214V213H54ZM71 214V213H70ZM73 214V212H72ZM167 214V213H166ZM228 214L229 216V212L225 213V215ZM233 214V212H232ZM244 214V213H242ZM249 214V213H248ZM247 214V215H248ZM251 214L252 216H250L251 220L247 221V223L243 224V228L242 230H239L240 228H238V230H233L234 232H230L228 233V238L225 237L226 242L227 243V248L229 250L228 253H231L233 256H231V261L230 260H227L230 261V263L232 264H264V255H260V253H264V242H262L261 240H257L255 238H252L251 240L247 239L246 236L244 235V233L246 232H255L257 231V229H255L254 227H252V225L256 224V223H259L260 220H259V216L256 218L254 217V215ZM50 215V214H49ZM48 215V216H49ZM52 215V214H51ZM231 215V214H230ZM24 217V215H22ZM28 216V215H27ZM29 216H28V219H29ZM55 216V215H53ZM68 216H71V215H68ZM73 217H75L74 215H72ZM79 216V215H78ZM166 216V217H165ZM235 216V218L233 217ZM52 217V216H51ZM72 217V218H73ZM81 217V216H80ZM230 217V216H229ZM232 217L234 219H238L239 220V212H234V215H232ZM241 217V216H240ZM245 217V216H244ZM50 218V217H49ZM88 218V217H86ZM105 218H107V220H105ZM161 218V217H160ZM228 218V217H227ZM248 218V217H247ZM26 219V218H25ZM24 219V220H25ZM166 219V220H165ZM20 220V219H19ZM23 220V221H24ZM35 220V219H34ZM38 220V219H37ZM41 220V219H40ZM39 220V221H40ZM73 220V221H74ZM123 220V227H118V224L120 221ZM248 220V219H247ZM30 221V220H29ZM32 221V220H31ZM51 221V220H50ZM53 221V220H52ZM67 221V220H65ZM177 221V220H176ZM240 221V220H239ZM20 222V221H19ZM26 222V221H25ZM109 222V224L107 223ZM237 222V221H236ZM27 223V222H26ZM234 223V222H233ZM48 224V223H47ZM52 224V223H51ZM51 224L49 226H51ZM218 224V223H217ZM216 224V225H217ZM237 224V223H236ZM239 224V222H238ZM34 225V224H33ZM73 225V224H72ZM42 226V223H38V226H34L33 230H38L40 227ZM47 226V227H46ZM241 226V223L240 225ZM33 227V226H32ZM31 227V228H32ZM45 228L44 229H48L50 227H48V225H45L44 226ZM42 228V227H41ZM52 228V227H51ZM116 228H123V230L120 232L119 230H117ZM181 228V227H180ZM53 229H55L53 227ZM52 229V231H53ZM74 230V226L72 228ZM9 230V229H8ZM41 230V229H40ZM39 230V231H40ZM76 230V229H75ZM70 231V230H69ZM202 231V230H201ZM225 231V230H224ZM228 231V230H227ZM43 232V231H42ZM41 232V234H42ZM54 232V231H53ZM52 232V233H53ZM127 232H130V234H132L133 236H136L135 239L132 240V245L134 244V241H135V245L134 247H127L128 246V243L126 241H123L124 239L120 238L118 235H122L120 233H127ZM223 232V231H221ZM56 233V232H55ZM57 233L59 234V231L57 230ZM56 233V235H57ZM62 232H60L59 235H61ZM63 234V233H62ZM86 234V233H84ZM221 234V233H220ZM224 234V233H223ZM226 234V232H225ZM238 234V235H237ZM32 235V234H31ZM53 235V234H52ZM51 236V235H50ZM68 236V235H67ZM226 236V235H225ZM39 237V235H38ZM58 237V236H55V238ZM61 237V236H60ZM51 241L54 242L56 241L57 239L59 238H52L50 237ZM72 238H74L72 236ZM86 239V238H85ZM179 239V240H178ZM225 239H223L225 241ZM2 240V239H1ZM39 240H42V239H39ZM48 240V239H46ZM97 241L99 243H95L93 245V241ZM178 240V241H177ZM61 240H59L58 242H60ZM83 241L84 239L82 240H71V242L73 243V245H70V247H68L67 251L70 252V253H75L73 256L71 255V257H78V258H81L82 263L84 264H92L93 262H89L90 260V257L92 255V253L89 252V249L87 248H83L82 247V244H83ZM1 242V241H0ZM42 242V241H41ZM130 242V241H128ZM3 243V242H2ZM47 243V241H46ZM79 243V244H78ZM1 245V244H0ZM97 245V247H99ZM118 245H121V246H124V247H117ZM139 245H141L142 247L139 248H136L138 247ZM6 246V245H4ZM136 246V247H135ZM164 247L162 250H160V248ZM168 246H170L171 248H169ZM228 246H231L232 248H229ZM101 247V248H102ZM234 247V249H233ZM100 248V249H101ZM2 249V250H1ZM0 250L3 251L4 253V258L7 257V253L9 252L7 249H9V245L8 247H3L1 248ZM11 249V248H10ZM81 249H84L83 251ZM95 249V248H94ZM166 249H169V251L171 250V252L167 251ZM188 249V248H187ZM224 249V248H223ZM222 249V250H223ZM80 250V252L78 251ZM96 250V249H95ZM220 249H218L219 251ZM225 252L227 251V249H224ZM81 252H84V253H81ZM191 252V251H190ZM220 252V251H219ZM224 252V254H225ZM101 253V252H100ZM223 253V252H221ZM2 254V253H1ZM7 254V255H6ZM10 254V253H9ZM14 254V253H13ZM3 255V254H2ZM1 255V256H2ZM70 255V254H69ZM223 255V254H222ZM229 255V254H228ZM227 255V256H228ZM153 256V257H152ZM174 256V257H173ZM191 256V254H190ZM10 257V256H9ZM226 257V256H224ZM3 258V256H2ZM13 258V257H12ZM178 258V259H179ZM1 259V258H0ZM8 260V258H6ZM5 259V260H6ZM103 259V258H102ZM188 259V257H187ZM70 260H75V259H70ZM177 260V259H176ZM93 261V260H92ZM178 261V260H177ZM0 262H3V261H0ZM221 262V261H220ZM241 262V263H240ZM97 262H95L96 264ZM104 263V262H103ZM102 263V264H103ZM1 264V263H0ZM3 264V263H2ZM10 264V262H9ZM70 264H74V263H70ZM221 264V263H219Z\"/></svg>", "mask_w": 264, "mask_h": 264}, {"label": "snow or ice", "instance_id": "6c2138e0", "mask_svg": "<svg viewBox=\"0 0 264 264\" xmlns=\"http://www.w3.org/2000/svg\"><path fill=\"white\" fill-rule=\"evenodd\" d=\"M4 19H5V17L0 15V21H2ZM256 211L258 213L260 222L252 225V227L257 229V231L246 232L245 236L249 240H251L252 238H255L257 240H261L262 242H264V209H257ZM123 223H124L123 220L120 221L118 224V227H123ZM240 223L243 224V223H245V221H241ZM117 247H124V246L118 245ZM260 255H264V253H260Z\"/></svg>", "mask_w": 264, "mask_h": 264}]
</instances>
